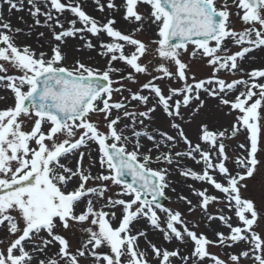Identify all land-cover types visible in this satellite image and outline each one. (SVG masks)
Here are the masks:
<instances>
[{"label":"snow or ice","instance_id":"obj_1","mask_svg":"<svg viewBox=\"0 0 264 264\" xmlns=\"http://www.w3.org/2000/svg\"><path fill=\"white\" fill-rule=\"evenodd\" d=\"M92 2L0 0V264H264V0Z\"/></svg>","mask_w":264,"mask_h":264},{"label":"rangeland","instance_id":"obj_2","mask_svg":"<svg viewBox=\"0 0 264 264\" xmlns=\"http://www.w3.org/2000/svg\"><path fill=\"white\" fill-rule=\"evenodd\" d=\"M118 2H119V0H118ZM84 4H85V10L89 14L94 15V16H96L98 18H102L104 16L103 13H100V12L96 11L95 5L93 4L92 0H84ZM21 15L25 16V18L28 19V16H27L26 13H16L15 11L12 13L11 17H9L8 16V13H7V6H5V18L6 19H10L14 27L15 26H19V22H18L17 17L18 16H21ZM69 18H71V17H69ZM235 26H236V28L238 30L241 29V27H242V25L238 21L236 22ZM40 31H44V29H40ZM141 38H144V37H141ZM48 39H50V35H47L45 38H41L40 40H37L36 39V36H35V33H34L33 36H32V38L26 39L23 42L31 44L32 47L33 48H37V50H40V45H43L44 46V49L46 50L47 47H48ZM80 43L81 42H79V41H72L70 43V46L67 49V51L69 52V56L70 57L79 55V53H76L73 50L72 45H79ZM232 50L233 51H236L238 49L233 46L232 47ZM93 56H95V54H93ZM185 58H187V57H185ZM95 60L98 61L99 66H101V67L103 66L104 61L102 59H100L99 57H95ZM247 67L248 68L264 67V60L261 61V62H259V63H257V62L248 63L247 64ZM194 70L197 71V75L198 76H207L211 72V69H209V68H207V67H205L203 65H199L198 68H196ZM226 78L227 79H232L233 77L227 76ZM6 106L7 105H5L4 107H6ZM0 108H3V107H0ZM230 120H231V117H221V121L223 123H228ZM190 132H191V134H192V136L194 138V136H195V128L191 129ZM240 141L241 142L243 141V136L240 137ZM234 144H235V142H233V145ZM93 155H95V153H93ZM85 163H87V157L85 158ZM177 179H179V178H177ZM258 179H259V182H252L253 191L251 193H248V194L249 195H254L255 198L257 199V201H260L261 198L264 197V177H260ZM189 183H191V181H189ZM197 187H199V185H197ZM181 189L184 190L185 194H188L187 188L183 184V182H181L180 188H178V190H181ZM210 191H211V189H210ZM169 195H172V201L171 202L167 201L166 204H165V206L173 207V208H175V207H181V208H183L182 205H177L175 203V196L173 194L169 193ZM190 198L194 199V201H195V198H193L191 196H190ZM189 218L190 219H194V220H198L199 219V215L196 214L194 216H190ZM199 230L201 232H207L211 236L210 229L206 228V226L203 223L200 224ZM79 236H80V233L77 232L72 237V244H73L74 247L79 246L78 245V239H77V237H79ZM212 238H214V237H212ZM149 239L153 240V242H155L157 244H160L161 243L160 238L158 236L154 235L151 231L149 232ZM142 246H143V244H142ZM165 246L168 247V245H165ZM109 251L110 250H107L106 249L105 254H107ZM211 251L213 253L219 254V255H221L223 257V250L222 249H220V248H212Z\"/></svg>","mask_w":264,"mask_h":264},{"label":"bare ground","instance_id":"obj_3","mask_svg":"<svg viewBox=\"0 0 264 264\" xmlns=\"http://www.w3.org/2000/svg\"><path fill=\"white\" fill-rule=\"evenodd\" d=\"M255 55L257 56V59H256L255 62L259 63V62L264 60V53H259L258 52ZM3 94H4L3 92H0V95H3ZM0 103H2V102H0Z\"/></svg>","mask_w":264,"mask_h":264},{"label":"water","instance_id":"obj_4","mask_svg":"<svg viewBox=\"0 0 264 264\" xmlns=\"http://www.w3.org/2000/svg\"><path fill=\"white\" fill-rule=\"evenodd\" d=\"M131 180V178L129 177V181ZM164 201H162V203H163Z\"/></svg>","mask_w":264,"mask_h":264}]
</instances>
